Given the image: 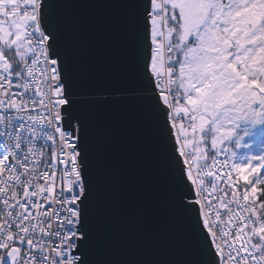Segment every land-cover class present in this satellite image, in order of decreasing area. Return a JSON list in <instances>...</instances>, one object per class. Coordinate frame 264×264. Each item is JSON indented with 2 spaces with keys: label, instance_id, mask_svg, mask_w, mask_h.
<instances>
[{
  "label": "snow or ice",
  "instance_id": "1",
  "mask_svg": "<svg viewBox=\"0 0 264 264\" xmlns=\"http://www.w3.org/2000/svg\"><path fill=\"white\" fill-rule=\"evenodd\" d=\"M59 6L0 0V264H90L95 177L79 106L129 96L165 138L203 264H264V175H243L264 170V153L221 148L241 146V122H264V0H132L138 85L90 96L76 91ZM225 168L242 193L222 186Z\"/></svg>",
  "mask_w": 264,
  "mask_h": 264
},
{
  "label": "water",
  "instance_id": "2",
  "mask_svg": "<svg viewBox=\"0 0 264 264\" xmlns=\"http://www.w3.org/2000/svg\"><path fill=\"white\" fill-rule=\"evenodd\" d=\"M56 10L76 91L133 88L132 0H58ZM95 177L90 264H203L188 214L178 205L166 141L134 96L85 102Z\"/></svg>",
  "mask_w": 264,
  "mask_h": 264
},
{
  "label": "rangeland",
  "instance_id": "3",
  "mask_svg": "<svg viewBox=\"0 0 264 264\" xmlns=\"http://www.w3.org/2000/svg\"><path fill=\"white\" fill-rule=\"evenodd\" d=\"M246 129L248 130L249 134L243 135L241 146L239 148L235 149L234 145H229L227 142H225L224 145H221V148L231 147L235 151H242L245 154V158L249 155H259L261 153H264V122H260L255 125L251 124L250 122H241L240 127L236 129V132L242 135ZM203 146L205 147L207 152H211L210 137L208 139V142ZM250 149H255L256 152L254 153ZM246 169L249 170L248 167Z\"/></svg>",
  "mask_w": 264,
  "mask_h": 264
},
{
  "label": "trees",
  "instance_id": "4",
  "mask_svg": "<svg viewBox=\"0 0 264 264\" xmlns=\"http://www.w3.org/2000/svg\"><path fill=\"white\" fill-rule=\"evenodd\" d=\"M234 150V149H233ZM251 151H253L254 153L256 152V150H252L250 149ZM252 152V153H253ZM211 153V152H210ZM209 153V155H211ZM236 154L238 157H241V158H245L244 157V153L242 151H237L236 150ZM247 168V167H246ZM245 168V172L243 173V175H247L249 177V180H254L255 177L259 174V175H264V171H262L261 173H257V172H254V171H251L250 168L249 170H247ZM234 175H235V180H236V183L237 185H239V189L241 191V193L244 191L245 189V186H246V181L240 179L236 173L234 172ZM255 187L257 188V196H256V200L259 202H264V184H256ZM248 190L250 191L251 190V185H248Z\"/></svg>",
  "mask_w": 264,
  "mask_h": 264
},
{
  "label": "built area",
  "instance_id": "5",
  "mask_svg": "<svg viewBox=\"0 0 264 264\" xmlns=\"http://www.w3.org/2000/svg\"><path fill=\"white\" fill-rule=\"evenodd\" d=\"M220 159H221V160L224 159L223 154H221ZM227 171H228L227 168L221 170V176H222V181H223V185H222V186L227 187V188L229 189V192L235 190V191H237L238 193H241V191H240L239 188H235V187H234L235 185H237L236 180H235L234 172L231 173V179H229V180H224V179H223V174H224L225 172H227ZM225 181H226V182H225Z\"/></svg>",
  "mask_w": 264,
  "mask_h": 264
}]
</instances>
